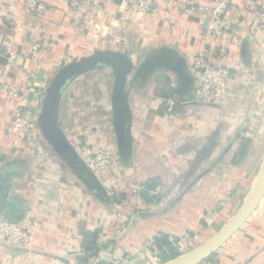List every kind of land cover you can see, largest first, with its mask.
I'll list each match as a JSON object with an SVG mask.
<instances>
[{
  "label": "crops",
  "instance_id": "1",
  "mask_svg": "<svg viewBox=\"0 0 264 264\" xmlns=\"http://www.w3.org/2000/svg\"><path fill=\"white\" fill-rule=\"evenodd\" d=\"M29 1L0 0V219L23 223L30 217L38 229L33 248L21 255L0 246V264H161L150 249L159 233L200 242L212 238L242 205L264 161V27L256 25L254 9L264 0H234L233 30L208 41L205 17L190 11L186 0H162L151 14L124 13L123 0H89L79 13L67 0H45V12L32 14ZM34 42L43 45L37 56L31 53ZM97 50L123 52L134 64L126 88L132 158L120 162L126 198L118 202H105L91 191L40 127L25 141L12 130L13 105H26L38 120L59 70ZM204 50L215 64L231 69L232 84L212 102L184 101L169 112V93L193 88L184 83L177 63L182 60L189 71L193 57ZM10 51L16 58L4 75ZM163 54L174 57L171 66L158 67L144 81L136 78L144 64ZM115 79L116 70L100 66L62 93L55 123L79 155V135L87 139L84 148L105 145L120 155ZM151 179L164 191L137 210L128 192L131 182ZM94 229H102L108 247L81 262L82 239ZM201 264H264V199Z\"/></svg>",
  "mask_w": 264,
  "mask_h": 264
},
{
  "label": "built area",
  "instance_id": "2",
  "mask_svg": "<svg viewBox=\"0 0 264 264\" xmlns=\"http://www.w3.org/2000/svg\"><path fill=\"white\" fill-rule=\"evenodd\" d=\"M89 0H67L71 10L79 13L83 5ZM162 0H123L126 8L124 13L137 11L142 14L153 13L158 3ZM234 0H218L214 5L207 6L196 3V0H186L185 5L194 14L205 17L206 22L203 29V38L208 41L212 38L223 36L233 30L230 20V9ZM96 5V2H95ZM29 12L32 14L43 13L46 10L45 0H30L28 4ZM255 22L258 27H264V5L255 6ZM123 13V16H124ZM79 22V20H77ZM43 45L34 42L31 47L33 56H37ZM16 53L10 51L3 69V74L7 75L14 65ZM41 64V63H40ZM192 78V95L188 97L170 94L166 98L167 110L172 112L177 104L184 101L197 103L212 102L218 92L226 90L234 80V74L227 66L215 64L210 54L204 50L197 53L189 67ZM17 97V93L13 94ZM11 118L13 123V133L19 141L28 140L38 129V120L33 115L32 110L23 104L12 106ZM82 148L80 157L86 166L96 175L101 185L112 200L118 202L122 200L121 185V158L105 145ZM161 184L149 189L146 182L133 180L129 187V195L135 202L137 210L142 209L146 202L142 195L147 193L152 201L157 200L163 193ZM38 229V222L30 217L23 223L2 218L0 219V246L8 248L15 247L19 250H31L35 242V233Z\"/></svg>",
  "mask_w": 264,
  "mask_h": 264
},
{
  "label": "water",
  "instance_id": "3",
  "mask_svg": "<svg viewBox=\"0 0 264 264\" xmlns=\"http://www.w3.org/2000/svg\"><path fill=\"white\" fill-rule=\"evenodd\" d=\"M182 60L177 63L176 69L180 72L185 84L191 85L192 78ZM100 66H110L116 70V79L113 87V119L116 129L119 148L124 150L127 139L130 137L131 117L126 106V88L134 64L125 53L116 50H97L78 61L63 66L52 79L44 98L38 125L45 139L72 167L83 181L95 191L97 185L87 172L84 161L73 145L55 123V114L58 103L65 88L78 76ZM92 178V179H91ZM264 199V161L258 176L242 205L233 217L209 240L197 248L184 253L168 262L161 264H201L214 256L230 238L236 234L250 219ZM15 255H21L27 250L10 248Z\"/></svg>",
  "mask_w": 264,
  "mask_h": 264
},
{
  "label": "trees",
  "instance_id": "4",
  "mask_svg": "<svg viewBox=\"0 0 264 264\" xmlns=\"http://www.w3.org/2000/svg\"><path fill=\"white\" fill-rule=\"evenodd\" d=\"M173 59L174 57L170 54H163L152 59L151 61L147 62L140 68V70L136 74V78L140 79L141 81L146 80L150 76V74L158 67L164 64L171 66L173 64ZM192 89H190V87L188 86L185 87L184 89L179 88L177 90H172L169 94H175L176 96L181 95L182 97H185L192 92ZM120 157L122 162L126 164L131 161L132 158L131 136L128 137L127 139V146L125 147V149L124 150L120 149ZM83 164L87 172H89V174L91 175L92 171L86 166L85 163ZM92 178L93 180H95L97 185L94 186L95 191L88 186L90 190L93 191L105 202H109L110 200H112V197L107 194L101 183L97 181L95 175H93ZM159 184L160 182L154 179L148 180L146 182V185L149 189L155 188ZM142 197L146 202H152V200L147 195V193L143 194ZM125 198L126 197L122 195L121 199H125ZM102 233H103L102 229H94L86 232L81 242V247L85 251V256L80 257L81 262L88 263L90 259L92 257L97 256L102 249L108 247L107 244H104L101 241ZM150 249L157 254L158 258L162 261V263L168 262L181 255L178 248L175 247V238L164 232L159 233L158 235L154 236L151 239Z\"/></svg>",
  "mask_w": 264,
  "mask_h": 264
},
{
  "label": "rangeland",
  "instance_id": "5",
  "mask_svg": "<svg viewBox=\"0 0 264 264\" xmlns=\"http://www.w3.org/2000/svg\"><path fill=\"white\" fill-rule=\"evenodd\" d=\"M100 124H102L103 125V123L102 122H100ZM81 133H83V131H80ZM82 135H79L78 137H77V139H76V141H78V143L77 142H75L76 144H82L83 146H86V144H87V139L86 138H83V137H81ZM83 146H80V148L82 149L83 148ZM234 215V214H233ZM233 217V216H232ZM231 217V218H232ZM206 220H208V219H206ZM230 220V219H229ZM228 220V221H229ZM227 221V222H228ZM226 222V223H227ZM225 223V224H226ZM223 224V223H222ZM225 224H223V226L225 225ZM222 226V227H223ZM220 230V229H219ZM219 230H217V232L219 231ZM216 232V233H217ZM194 236H189V235H187V236H176V237H174L175 238V247L176 248H178V250L180 251V253H181V255L182 254H184V253H187V252H189V251H191V250H193V249H195V248H197L198 246H200V245H202L204 242H206V241H203V242H200V238L198 239V238H193ZM154 254H156L155 252H153Z\"/></svg>",
  "mask_w": 264,
  "mask_h": 264
}]
</instances>
